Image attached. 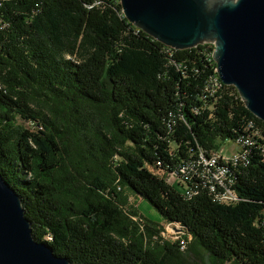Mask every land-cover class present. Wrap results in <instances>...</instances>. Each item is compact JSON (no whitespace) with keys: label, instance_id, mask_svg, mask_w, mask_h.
Segmentation results:
<instances>
[{"label":"trees","instance_id":"obj_1","mask_svg":"<svg viewBox=\"0 0 264 264\" xmlns=\"http://www.w3.org/2000/svg\"><path fill=\"white\" fill-rule=\"evenodd\" d=\"M0 24V175L37 241L71 264H190L132 193L185 228L193 259L264 264L261 143L235 172L234 204L189 199L156 166L219 149L246 120L264 134L236 89L211 81L212 44L165 46L119 0H0Z\"/></svg>","mask_w":264,"mask_h":264},{"label":"water","instance_id":"obj_2","mask_svg":"<svg viewBox=\"0 0 264 264\" xmlns=\"http://www.w3.org/2000/svg\"><path fill=\"white\" fill-rule=\"evenodd\" d=\"M123 16L165 46L212 44L216 73L264 122V0H119ZM0 264H71L37 241L18 193L0 175Z\"/></svg>","mask_w":264,"mask_h":264},{"label":"built area","instance_id":"obj_3","mask_svg":"<svg viewBox=\"0 0 264 264\" xmlns=\"http://www.w3.org/2000/svg\"><path fill=\"white\" fill-rule=\"evenodd\" d=\"M3 25L0 24V28ZM211 81L216 83V89L223 84L220 79H211ZM206 91L214 90L206 89ZM229 142L232 147L226 154L222 146L219 149L209 150L198 147V150L176 162L172 168H163L160 162H156V166L160 169V175L165 177V183L179 186L183 195L189 199L196 196V189H205L215 196H221L228 204H234L242 198L232 185L231 174L234 169L243 166V162H250L254 143H261L264 146V134L251 126L250 120H246L242 133L224 143ZM160 227V236L163 239L175 242L180 251L188 247L191 235L179 222L162 220Z\"/></svg>","mask_w":264,"mask_h":264},{"label":"rangeland","instance_id":"obj_4","mask_svg":"<svg viewBox=\"0 0 264 264\" xmlns=\"http://www.w3.org/2000/svg\"><path fill=\"white\" fill-rule=\"evenodd\" d=\"M224 148V153H228L229 149L232 147L231 143H224L222 145ZM236 178V177H235ZM234 183L232 184L234 186ZM169 185H175V184H169ZM129 202L133 204V206L137 207V210L139 213L146 219L153 221V222H161L162 217L159 214V212L147 201L144 199H141L139 197H136L132 193H129ZM187 251V248L183 251H181L183 254H185L189 259L190 264H210L207 258V254L201 258V259H193L191 255H189Z\"/></svg>","mask_w":264,"mask_h":264},{"label":"bare ground","instance_id":"obj_5","mask_svg":"<svg viewBox=\"0 0 264 264\" xmlns=\"http://www.w3.org/2000/svg\"><path fill=\"white\" fill-rule=\"evenodd\" d=\"M214 85H216V84L214 83ZM243 164H244V162H243ZM238 168H239V167H238ZM238 168H237V169H234V170H233V174H231V182H232V184H233L234 181H235V172L238 170ZM197 190H198V189H196V193H197ZM207 191H208V193L211 195V199H212L213 201H216V202H227V201H223L221 196H215V195H213V193H210L209 190H207ZM185 196H186V195H185Z\"/></svg>","mask_w":264,"mask_h":264}]
</instances>
